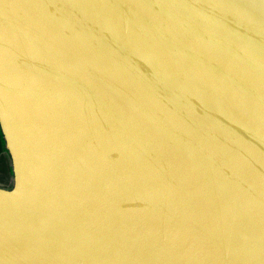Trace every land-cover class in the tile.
<instances>
[{
	"label": "water",
	"instance_id": "water-1",
	"mask_svg": "<svg viewBox=\"0 0 264 264\" xmlns=\"http://www.w3.org/2000/svg\"><path fill=\"white\" fill-rule=\"evenodd\" d=\"M0 131V264H264V0H0Z\"/></svg>",
	"mask_w": 264,
	"mask_h": 264
},
{
	"label": "crops",
	"instance_id": "crops-1",
	"mask_svg": "<svg viewBox=\"0 0 264 264\" xmlns=\"http://www.w3.org/2000/svg\"><path fill=\"white\" fill-rule=\"evenodd\" d=\"M5 145L0 137V187H10L13 184L12 165Z\"/></svg>",
	"mask_w": 264,
	"mask_h": 264
},
{
	"label": "bare ground",
	"instance_id": "bare-ground-1",
	"mask_svg": "<svg viewBox=\"0 0 264 264\" xmlns=\"http://www.w3.org/2000/svg\"><path fill=\"white\" fill-rule=\"evenodd\" d=\"M110 205H112V206H116V205L117 206H122L120 201H114V200L111 202V204H109V206ZM112 206L109 207V210H112L111 209ZM122 207L124 209V216H125V214L128 216V214L130 213V211H128V210H130V209L124 208V206H122ZM114 209H116V208H114ZM133 219H135V220H133V224H135V229L138 228V229H140L142 231L143 230H147V231L151 232L152 235L156 234L157 237L161 236L159 231L160 232H163V231H161L157 227L154 228V224L152 222H150L151 221L150 219H147V220L146 219H142L141 217H138V215H134ZM114 220H115V218H114ZM164 235L168 236L169 234H164Z\"/></svg>",
	"mask_w": 264,
	"mask_h": 264
},
{
	"label": "trees",
	"instance_id": "trees-1",
	"mask_svg": "<svg viewBox=\"0 0 264 264\" xmlns=\"http://www.w3.org/2000/svg\"><path fill=\"white\" fill-rule=\"evenodd\" d=\"M0 137H1L2 143L5 145V143H4V138H3V136H2L1 131H0ZM5 149H6V146H5ZM6 150H7V149H6Z\"/></svg>",
	"mask_w": 264,
	"mask_h": 264
},
{
	"label": "rangeland",
	"instance_id": "rangeland-1",
	"mask_svg": "<svg viewBox=\"0 0 264 264\" xmlns=\"http://www.w3.org/2000/svg\"><path fill=\"white\" fill-rule=\"evenodd\" d=\"M9 156V155H8ZM9 159H10V156H9ZM10 163H11V159H10ZM12 165V163L10 164V166ZM11 172L13 173V171L11 170Z\"/></svg>",
	"mask_w": 264,
	"mask_h": 264
}]
</instances>
